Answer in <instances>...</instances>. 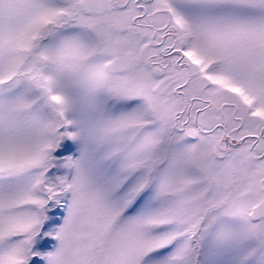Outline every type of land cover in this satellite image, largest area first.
<instances>
[{"label": "snow or ice", "instance_id": "obj_1", "mask_svg": "<svg viewBox=\"0 0 264 264\" xmlns=\"http://www.w3.org/2000/svg\"><path fill=\"white\" fill-rule=\"evenodd\" d=\"M0 264H264V0H0Z\"/></svg>", "mask_w": 264, "mask_h": 264}]
</instances>
